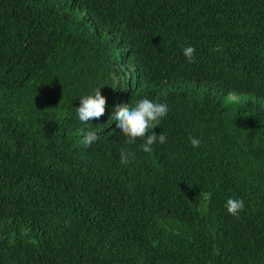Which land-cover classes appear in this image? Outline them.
Segmentation results:
<instances>
[{
    "label": "trees",
    "instance_id": "trees-1",
    "mask_svg": "<svg viewBox=\"0 0 264 264\" xmlns=\"http://www.w3.org/2000/svg\"><path fill=\"white\" fill-rule=\"evenodd\" d=\"M0 264H264V0H0Z\"/></svg>",
    "mask_w": 264,
    "mask_h": 264
}]
</instances>
